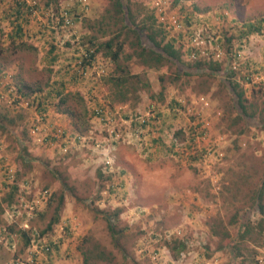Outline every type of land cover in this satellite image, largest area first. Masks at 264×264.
Listing matches in <instances>:
<instances>
[{"label": "rangeland", "instance_id": "obj_1", "mask_svg": "<svg viewBox=\"0 0 264 264\" xmlns=\"http://www.w3.org/2000/svg\"><path fill=\"white\" fill-rule=\"evenodd\" d=\"M14 1L0 0V264H83L93 244L112 258L87 264H264V231L251 234L253 240L236 238L241 194L264 170V129L235 117L221 79L182 76L176 66L143 69L132 59L129 71L146 88L136 101H111L103 83L106 59L97 54L90 67L77 69L88 37L97 34L89 25L107 1L46 6V0H23L37 6L35 16H24L23 45L9 42L11 27L2 17ZM165 1V17L182 19L177 30L162 23L166 38L176 37L183 53L189 32L198 35L204 47L217 46L223 69L231 67L234 52L232 79L249 110L264 117L258 79L264 76V0ZM64 12L67 26L59 23ZM243 22L259 25V35L243 38ZM245 72L255 77L252 83L242 81ZM19 81L41 92L23 90L19 97ZM54 82L63 83L66 103L51 95L38 108ZM64 106L74 116L61 114ZM12 185L13 202L6 205L1 200ZM56 206L57 221L42 233ZM250 217L255 223L257 216ZM18 230L27 231L29 245Z\"/></svg>", "mask_w": 264, "mask_h": 264}, {"label": "trees", "instance_id": "obj_2", "mask_svg": "<svg viewBox=\"0 0 264 264\" xmlns=\"http://www.w3.org/2000/svg\"><path fill=\"white\" fill-rule=\"evenodd\" d=\"M24 1L15 0L13 7L10 8L12 11L8 10L2 16L3 19L8 21L11 27L9 34V42L11 44L20 43V45H23V24L27 21L24 16H35L34 14L37 6L35 4L26 5ZM56 1L57 0H46L45 5L49 6L51 3L55 4L57 3ZM106 1L107 4L99 19L89 25L90 30L97 34L88 37L87 41L90 47H85L83 53H81L82 55L77 58V69L83 71L87 67H90L97 54L106 59L110 69L103 77V83L108 86L110 97L113 99L111 101L117 103L136 101L137 92L146 88V83L143 82L140 75L132 74L129 71L127 63L132 59H134L137 64H140L143 69L158 71L159 69H168L171 68V66H176L177 69L181 70L180 75L182 76H218L222 84L230 94H232L230 100L232 103V110L235 111V117L246 126H248L247 121H250L255 122L260 128L262 127V129H264V117H259L255 112L249 110L247 107L249 104L246 103V99L243 97V91L239 88L237 82L232 79L236 67L238 69V65L234 61V59H236V54L230 52L229 47L227 50L230 52L229 58L232 65L230 67V65L227 64L228 68L223 69L220 67L219 61L215 60V52L218 51L217 46L207 48L204 47L203 43L195 46L193 41L197 40L198 35L189 32L188 46L183 53L186 59L191 60L192 63L183 61L181 58V54L183 53L174 46L176 37L166 38V30L163 24L158 21V17L155 15L154 10L150 8L151 2L149 0H145L148 8L144 5L145 2L142 0ZM176 17L181 24L182 19L177 15ZM23 18L24 20L22 21ZM18 19H20L22 23H20ZM59 23H62L61 17ZM182 28L183 27H181V30ZM242 28L243 38L252 34L259 35L260 33V26L250 22H243ZM225 41L230 46L231 37H226ZM202 48H204V55L200 54ZM48 49L49 53H52L54 51V46L49 44ZM55 60L56 57L51 56L49 62L53 63ZM190 70L194 71V73H190ZM176 75L178 76V74ZM250 75V72H245L242 76V81L249 84L246 77ZM54 84V87H52L50 91H47L46 95L42 97L43 99L39 103L37 102L36 106L38 108L43 110L46 101H48L51 95L57 97L58 105H64L66 103L67 97L63 94V83L54 82ZM14 88L17 95L20 94L19 97L25 96L23 93L25 90L37 94L41 92L39 86L32 88L23 84L21 81L15 83ZM60 113L66 114L69 117L74 116V111L65 106ZM194 160L193 158V161ZM15 191L16 186H10L8 193L5 194L1 202L10 205L13 202ZM243 196L245 197V204L243 208H237L238 212L241 213V215H238V220L242 230L236 234V238L240 240V242L247 239L253 240V238H250L251 234H261L264 231V170L252 186L245 188V192L241 194V197ZM59 200L58 207L61 203ZM58 207L56 206L54 208L53 215L47 222L45 229L42 230V233L50 230L51 226L57 221ZM246 214L257 216L256 222L253 223L251 217L246 216ZM236 217L237 212L234 213V224L237 222ZM108 228L111 236L115 234L112 227L109 226ZM6 229L10 232L13 231L12 226H7ZM18 232L23 239V246L29 245L30 237L27 231L18 230ZM85 243L87 244V239H85L83 244L85 245ZM176 245L181 249L184 247L183 242H176ZM224 247L227 248L229 245L225 244ZM229 249H231V247ZM234 251H236L235 256L239 257L238 248L235 246ZM110 258H112V255L109 252H105L98 244H93L90 249H86L83 252V264H87V262L91 260L92 262L109 261Z\"/></svg>", "mask_w": 264, "mask_h": 264}, {"label": "built area", "instance_id": "obj_3", "mask_svg": "<svg viewBox=\"0 0 264 264\" xmlns=\"http://www.w3.org/2000/svg\"><path fill=\"white\" fill-rule=\"evenodd\" d=\"M153 4V6H152ZM33 5V2L32 4ZM151 9L154 10L155 15L158 17V21L165 24L166 27L168 28H174L175 30L179 29L180 23L178 21V18L175 16V14L171 13L169 15H167V17H165L164 13L166 10V7H168V5L166 4L165 0H152L151 1ZM164 15L165 19L162 18V16ZM61 20L63 21V25L67 26L70 24L69 20L66 18V13L64 12L63 15L61 16ZM193 44L195 46L202 44V41H200L199 37H197V40L193 41ZM200 54L204 55V48H202V50H200ZM255 77L253 75H250L248 77H246V80L248 81V83H252L254 81ZM259 80H261L264 83V76H260L258 78ZM61 134H58L57 137H61ZM79 137H76V139H78ZM106 164L108 163L107 161L105 162ZM42 251H48L49 248L46 245L40 246Z\"/></svg>", "mask_w": 264, "mask_h": 264}]
</instances>
